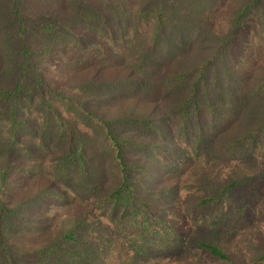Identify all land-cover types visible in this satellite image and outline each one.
<instances>
[{
    "label": "trees",
    "instance_id": "obj_1",
    "mask_svg": "<svg viewBox=\"0 0 264 264\" xmlns=\"http://www.w3.org/2000/svg\"><path fill=\"white\" fill-rule=\"evenodd\" d=\"M26 1L3 0L0 13L1 17L4 14L3 17L7 19L3 33L8 38L5 42L8 53L5 61L0 63V118L7 121L0 135V153L5 156L24 155L30 160L33 153L37 157L42 153L37 149H45V154H51L47 165L52 180L62 187H69L82 200L92 204L99 215L114 220L116 229L122 231L129 242L135 245L154 244L157 248L174 246L181 237L180 230L167 224L154 200L147 193H141L140 189L145 188L143 182H149L153 172L179 171L188 156L191 157L188 148L194 154L213 152L227 158L235 150H253L256 141L264 138L262 118V122L244 134L227 137L222 144L220 142L215 148L211 147L213 135L224 122L233 120L237 113L235 97L251 98L263 93L264 77L251 88L245 87V81L238 82L234 88L228 85L224 88L218 79L213 82L214 93L210 94L206 87L207 74L214 67L216 56L231 46L236 34L249 22L254 7L264 6V0H240L231 12L226 38L219 43L211 57L188 69L170 70L156 81L152 79L156 73L147 72L146 68L161 67L163 61L159 52L161 48L169 50L165 27L170 23L166 8L141 2L134 5L125 3L117 9L113 4L102 5V2L90 8L82 6L76 12L77 19L80 23L93 25V30H97L102 37L112 35L110 26L114 24L118 27V21H132L140 26L150 24L151 30L138 55L127 57L123 62L124 69L137 74L141 72V77L126 73L121 78L111 80L92 74L86 79L88 81L81 84L80 93L71 94L47 83L37 67V53L40 51L43 56L51 55L60 46L66 47L64 42L68 41L70 45L67 48L71 46L80 50L85 40L92 42L91 38L75 37L69 24L64 22L68 21L66 15L29 18ZM106 13L114 14L115 21L107 19ZM123 27L126 26L120 25L119 28ZM171 31L169 29V33ZM91 55L83 58L85 64L91 63L92 59L100 61L104 49ZM243 64L246 66V63ZM4 66L8 69H3ZM155 82H159V86L168 93L186 89L181 102L158 121L144 116L142 109H136L130 103L125 104L123 111L112 118L102 117L94 109L88 108L92 100L105 99L102 94L113 91L115 95L122 96L137 90L143 94L147 86L153 90ZM31 111L39 114V122L32 124L35 118L30 115ZM133 132L144 134L147 140L135 139ZM25 134L35 137L38 143L32 147L30 142L34 141L30 137L29 143L23 145L22 136ZM35 169L40 170L35 167L33 172ZM9 173L10 165L0 169V191ZM107 175L113 178L109 186L104 183ZM42 193L45 192L35 193L34 197L38 199ZM159 194L167 196L171 190H162ZM43 195L49 196V193ZM260 202H264V171L231 180L221 187L205 189L202 195L195 197L187 211L195 222L204 220L214 225L221 220H230L234 227H245L249 214ZM16 217L17 207L7 206L0 196V251L7 249L6 233L11 231ZM84 220L81 218L75 222L65 231L62 239L78 245L80 239L73 228L82 225ZM196 245L212 258H228L215 243L197 241ZM54 250L63 252L60 245ZM259 262L264 264V254Z\"/></svg>",
    "mask_w": 264,
    "mask_h": 264
},
{
    "label": "rangeland",
    "instance_id": "obj_2",
    "mask_svg": "<svg viewBox=\"0 0 264 264\" xmlns=\"http://www.w3.org/2000/svg\"><path fill=\"white\" fill-rule=\"evenodd\" d=\"M239 1L27 0L26 14L33 19H40L44 15H66L68 21L64 22L69 24L75 37L80 35L91 38L92 42L85 40L80 50L71 46L67 48L70 45L68 41L64 42L66 47L58 46L59 49L51 55L43 56L40 51L37 53V67L47 83L71 94L80 93L81 84L88 81L86 79L92 74L111 80L121 78L126 73L141 77V72L137 74L124 69L123 62L127 57L138 55L151 30L150 24L140 26L132 21H118V27L114 24L110 26L112 35L102 37L97 30H93V25L80 23L77 19L76 12L80 7L90 8L99 2L102 5L108 3V6L113 4L114 9L125 3L163 5L170 23L165 27L169 50L161 48L159 52L163 61L161 67L146 68L147 72L156 73L152 77L156 81L170 70L188 69L211 57L219 43L226 38L231 24V12ZM3 6L4 2L0 0V13ZM252 13L249 22L236 34L231 46L216 56L214 67L209 69L206 87L210 94L214 93L212 90L215 79L224 88L227 85L234 88L240 81H245V87L251 88L264 77V6L261 4L254 7ZM3 15L0 16V63L5 61L8 53L5 48L8 38L3 33L7 19ZM113 16L114 14L106 13L110 21L114 20ZM120 25L126 27L119 28ZM169 29H172L170 33ZM102 49L104 56L100 61L92 59L91 63L85 64V55L89 54L88 57H91L92 53H98ZM79 60L82 62H78ZM2 68L8 69L7 66ZM10 76L12 81L13 74ZM155 85L153 90L147 86L143 94L137 90L133 94L118 96L115 95L116 92L110 91L108 95L102 94L105 99L92 100L88 108L94 109L102 117L112 118L123 111L125 104L130 103L136 109H142L144 116L158 121L181 102L186 89L168 93L159 86V82H155ZM234 104L238 105L234 119L221 125L213 135L211 147L215 148L220 142L222 144L227 137L244 134L264 118V92L251 98L237 96ZM30 113L35 118L32 124L40 121L36 111ZM6 122L0 118V135L5 130ZM173 129L174 127L171 128ZM132 136L138 140H147L144 134L142 136L138 132H133ZM30 137L34 141L30 142L32 147L38 143L35 137L25 134L22 136L23 145L29 143ZM263 145L264 138L260 137L253 150H235L227 158L213 152L194 154L188 148L191 157L188 156L179 171L153 172L149 182H143L145 188H141L140 192L147 193L160 209L158 212L167 224L181 232V237L174 246L166 245L162 248H157L154 244L135 245L129 242L127 236L116 229L114 220L99 215L98 209L78 197L69 187L55 183L47 165L51 154H45V149H37L42 153L39 157L33 153V159L30 160L24 155L5 156L0 153V169L10 165V173L6 183L1 186L0 196L7 206L17 207L13 227L6 233L7 249L0 251V264H27L35 261L38 264H262L259 259L264 254V202L253 208L245 227H234L230 220H221L214 225L204 220L195 222L191 220L187 209L194 203L195 197L202 195L209 187H221L231 180L264 171ZM35 167L40 170L35 169L33 172ZM112 180L107 175L104 178L105 186L111 185ZM166 189L171 190V194H159ZM40 192L49 193V196L42 193L38 199L35 198V193ZM81 218L85 219L82 225L73 228L79 236V244L73 245L62 239L65 231ZM197 241L215 243L225 251L228 258H212L197 247ZM58 245L63 252L54 250Z\"/></svg>",
    "mask_w": 264,
    "mask_h": 264
}]
</instances>
